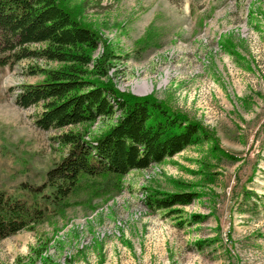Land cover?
Here are the masks:
<instances>
[{"label":"rangeland","instance_id":"obj_1","mask_svg":"<svg viewBox=\"0 0 264 264\" xmlns=\"http://www.w3.org/2000/svg\"><path fill=\"white\" fill-rule=\"evenodd\" d=\"M109 51L122 94L151 96L199 126L200 140L132 169L112 194L50 214L0 240V264H264V0H63ZM55 61L0 66V187L40 183L63 131L97 136L118 118L42 130L19 86ZM194 193L170 209L154 192ZM174 210V211H172ZM197 216V217H194Z\"/></svg>","mask_w":264,"mask_h":264},{"label":"trees","instance_id":"obj_2","mask_svg":"<svg viewBox=\"0 0 264 264\" xmlns=\"http://www.w3.org/2000/svg\"><path fill=\"white\" fill-rule=\"evenodd\" d=\"M98 45L96 33L63 0H0V66L25 59L60 63L52 69L30 66L29 73L38 71L44 78L21 84L15 94L18 106L38 107L36 127L62 129L120 112L97 136L59 133L64 154L44 171L40 183L21 182L16 193L0 187V240L70 205L118 191L130 170L159 163L200 140L194 120L151 96L119 93L103 80L114 56L107 50L92 59ZM193 198L189 191L154 192L145 204L170 209Z\"/></svg>","mask_w":264,"mask_h":264}]
</instances>
